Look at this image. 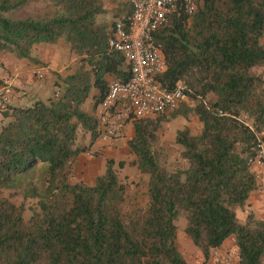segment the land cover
I'll use <instances>...</instances> for the list:
<instances>
[{"label": "trees", "instance_id": "1", "mask_svg": "<svg viewBox=\"0 0 264 264\" xmlns=\"http://www.w3.org/2000/svg\"><path fill=\"white\" fill-rule=\"evenodd\" d=\"M36 1L45 2L42 14L12 15ZM106 12L104 0H0V53L37 63L35 44L63 39L78 57L74 72L55 74L50 96L0 104V264H190L179 248L181 216L205 262L234 237L238 264H264V219L237 216L258 187L253 165L264 146V77L253 70L264 66V0H197L195 12L181 6L157 31L167 66L160 80L185 83L194 106L132 120L128 146L149 176V200L129 212L117 168L125 161L107 157L93 183L71 182L79 156L102 135L97 109L110 84L131 77L110 44L131 7L125 0L112 22L100 19ZM189 113L202 128L177 130L188 165L170 169L155 149L158 131ZM15 195L35 200L28 220Z\"/></svg>", "mask_w": 264, "mask_h": 264}, {"label": "built area", "instance_id": "2", "mask_svg": "<svg viewBox=\"0 0 264 264\" xmlns=\"http://www.w3.org/2000/svg\"><path fill=\"white\" fill-rule=\"evenodd\" d=\"M131 7L130 22L118 20L114 27L111 46L121 52L131 66L129 80L113 81L108 94L97 109L102 135L110 141L117 137L127 122L168 113L189 102L191 90L185 83L166 87L160 75L166 70L163 46L156 33L171 19L181 6L189 13L197 9V0H126ZM35 74L42 78L43 68ZM16 91L6 81L0 94V103L11 104ZM264 166V146L260 145L258 160Z\"/></svg>", "mask_w": 264, "mask_h": 264}, {"label": "rangeland", "instance_id": "3", "mask_svg": "<svg viewBox=\"0 0 264 264\" xmlns=\"http://www.w3.org/2000/svg\"><path fill=\"white\" fill-rule=\"evenodd\" d=\"M45 10V2L36 1L18 10H15L12 15L14 17H25L28 14H42ZM100 19L107 22H112L115 20L112 10H107V12L102 15ZM253 70L256 74L262 75L264 77V66L256 67ZM188 104L189 107L194 106V104L190 101ZM160 115H154L150 117L157 118ZM187 125L190 126L193 133H197L202 128V122L199 120V117L196 114L189 113L188 118L184 116H178L176 118H171L170 120H164L158 131V143L156 144L155 149L159 152L162 163H164L170 169L179 166L186 167L188 165L185 160L179 157L178 146L175 143V135L177 130L183 129ZM116 138L105 142H113ZM82 142L88 145L90 143V135L87 134L82 139ZM108 143H105L100 147L93 144L90 151L85 153V155L82 156V159H78L75 169L71 174V182H85L88 184L93 183L95 178L104 171L105 159L107 157L115 158L117 161H125L126 164L124 167H117L119 175L127 181L129 186L127 199L124 206L125 211L129 212L133 209H136L137 207L145 208L149 200L147 193L149 176L141 173L138 170L137 166L134 164L136 157L131 152L129 147L125 145H119L116 146L117 151H114V149L109 148L111 145H108ZM95 152H99L100 155L96 156L95 154H92ZM256 164L260 165L264 170V166L261 163L257 161ZM254 166L255 165H253V170L255 171ZM257 178L258 187L256 191H254V195H251L246 206L237 209V213L240 217H244L246 214H254L257 219L261 218L260 214H262L264 217V177L258 176ZM1 193L4 196H10V191L8 190H3ZM253 197L254 201L251 202L250 200H252ZM11 199L16 204H21L24 202L26 206L24 217L25 220H28L33 213L32 207L35 205V200L31 198L25 199L22 195H15ZM253 205L255 206L250 209L249 207ZM258 205L260 207H258ZM254 210L257 213L254 212ZM240 220L245 221L242 219ZM177 225L179 248L190 264H238L237 246L234 237L228 239V241L220 248L213 250L210 259L205 262V258L200 249L184 232L186 227V218L181 216L177 221Z\"/></svg>", "mask_w": 264, "mask_h": 264}, {"label": "crops", "instance_id": "4", "mask_svg": "<svg viewBox=\"0 0 264 264\" xmlns=\"http://www.w3.org/2000/svg\"><path fill=\"white\" fill-rule=\"evenodd\" d=\"M123 2H125V0H104L105 7L108 11L112 10L113 17L119 12V8ZM115 18L117 17H114V19ZM33 55L38 59L37 63L28 59H19L10 53H0V94L4 83L8 80L11 81L16 91V98L12 102V105H28L36 98H46L50 96L55 90V74L72 73L78 67V57L71 52L63 39L55 44H35L33 47ZM40 67L44 70V76L42 78L35 74V70ZM90 102L91 100L88 101L87 105H89ZM2 118L3 115L0 111V121ZM134 135L135 129L133 123L127 122L113 142L108 143L99 138L95 141L94 145L100 147L108 143V145H111L109 148L117 151L116 146L125 145L129 147L128 140ZM83 155H85V153L79 156V160L82 159ZM254 165L257 177H264V170L262 167L256 163ZM250 201L253 202L254 197ZM254 206L255 205L249 208L252 209ZM258 207L260 206L258 205ZM254 212L256 211L254 210ZM237 216L245 220L248 214L244 217H240L237 213ZM260 216V219H264L262 214H260ZM227 241L228 239L225 243Z\"/></svg>", "mask_w": 264, "mask_h": 264}]
</instances>
